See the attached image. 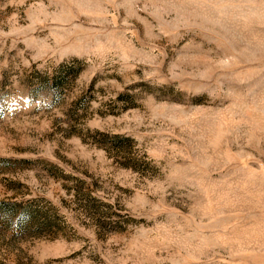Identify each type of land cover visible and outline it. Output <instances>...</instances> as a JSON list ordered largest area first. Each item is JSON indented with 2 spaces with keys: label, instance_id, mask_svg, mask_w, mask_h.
I'll list each match as a JSON object with an SVG mask.
<instances>
[{
  "label": "rangeland",
  "instance_id": "rangeland-1",
  "mask_svg": "<svg viewBox=\"0 0 264 264\" xmlns=\"http://www.w3.org/2000/svg\"><path fill=\"white\" fill-rule=\"evenodd\" d=\"M0 264H264V0H0Z\"/></svg>",
  "mask_w": 264,
  "mask_h": 264
}]
</instances>
